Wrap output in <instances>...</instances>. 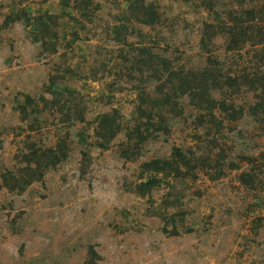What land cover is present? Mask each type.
Listing matches in <instances>:
<instances>
[{
  "label": "rangeland",
  "instance_id": "rangeland-1",
  "mask_svg": "<svg viewBox=\"0 0 264 264\" xmlns=\"http://www.w3.org/2000/svg\"><path fill=\"white\" fill-rule=\"evenodd\" d=\"M208 18L202 0H0V264H264L252 93L217 120L160 80L163 57L239 73L221 34L200 45ZM103 113L119 129L100 145Z\"/></svg>",
  "mask_w": 264,
  "mask_h": 264
},
{
  "label": "trees",
  "instance_id": "trees-1",
  "mask_svg": "<svg viewBox=\"0 0 264 264\" xmlns=\"http://www.w3.org/2000/svg\"><path fill=\"white\" fill-rule=\"evenodd\" d=\"M202 7L212 19L202 22L200 45L205 48L215 35L221 34L224 37V55L226 58L240 57L243 67L239 73H226L215 61L197 72H185L170 65L171 62L163 57L158 69L162 75L160 80L167 79L175 94L187 95L194 101L198 99L196 106L217 120H221L217 117L219 114L236 110L231 97L244 87L253 95L248 110L256 118H264V0H202ZM148 12L150 16L154 15V12ZM208 51L211 57L218 59L211 48ZM216 90L224 96L214 98L212 93ZM163 99L165 104L173 103L170 92H163ZM97 124L98 133L103 137L100 145L110 141L119 129L114 113L100 114ZM47 151L55 152L52 148ZM176 151L180 154L178 148ZM152 162L168 164L171 159H153ZM247 175L243 172L242 180Z\"/></svg>",
  "mask_w": 264,
  "mask_h": 264
}]
</instances>
